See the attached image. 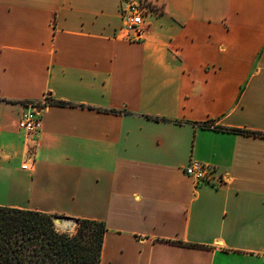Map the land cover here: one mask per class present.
I'll use <instances>...</instances> for the list:
<instances>
[{
	"label": "crops",
	"instance_id": "1",
	"mask_svg": "<svg viewBox=\"0 0 264 264\" xmlns=\"http://www.w3.org/2000/svg\"><path fill=\"white\" fill-rule=\"evenodd\" d=\"M124 1L0 0V205L103 221L100 264H264V134L221 128L264 133V0H144L137 39Z\"/></svg>",
	"mask_w": 264,
	"mask_h": 264
},
{
	"label": "trees",
	"instance_id": "2",
	"mask_svg": "<svg viewBox=\"0 0 264 264\" xmlns=\"http://www.w3.org/2000/svg\"><path fill=\"white\" fill-rule=\"evenodd\" d=\"M48 102L74 105L60 99H48ZM55 216L40 210L0 205V264H100L106 224L77 218L78 226L74 233L62 232L56 227Z\"/></svg>",
	"mask_w": 264,
	"mask_h": 264
},
{
	"label": "built area",
	"instance_id": "3",
	"mask_svg": "<svg viewBox=\"0 0 264 264\" xmlns=\"http://www.w3.org/2000/svg\"><path fill=\"white\" fill-rule=\"evenodd\" d=\"M147 12L148 7L144 0H125L121 6L122 36L131 39L130 34H133L134 39L139 38L144 29V16ZM42 108V103L27 104L22 110L18 121V127L23 132L25 141L28 144L30 158H34L36 138L43 128ZM31 164L26 160L21 167L29 169ZM185 172L194 179L196 184L208 181L222 183L227 179L223 175L215 177L211 167L199 160H191L185 167Z\"/></svg>",
	"mask_w": 264,
	"mask_h": 264
},
{
	"label": "rangeland",
	"instance_id": "4",
	"mask_svg": "<svg viewBox=\"0 0 264 264\" xmlns=\"http://www.w3.org/2000/svg\"><path fill=\"white\" fill-rule=\"evenodd\" d=\"M57 216H60V215H56L54 217V220H55L56 227H57L58 230H60L62 232H69V233H74L76 231L78 224H77V221L75 219H70V218H68L66 216H61L63 218H67V219L72 220V225L70 227H64V226L60 225V223H59L60 220H56L58 218Z\"/></svg>",
	"mask_w": 264,
	"mask_h": 264
},
{
	"label": "bare ground",
	"instance_id": "5",
	"mask_svg": "<svg viewBox=\"0 0 264 264\" xmlns=\"http://www.w3.org/2000/svg\"><path fill=\"white\" fill-rule=\"evenodd\" d=\"M60 225L64 226V227H70L72 225V220L67 219V218H63L60 220Z\"/></svg>",
	"mask_w": 264,
	"mask_h": 264
},
{
	"label": "water",
	"instance_id": "6",
	"mask_svg": "<svg viewBox=\"0 0 264 264\" xmlns=\"http://www.w3.org/2000/svg\"><path fill=\"white\" fill-rule=\"evenodd\" d=\"M58 218L56 220H61L63 217L61 216H57Z\"/></svg>",
	"mask_w": 264,
	"mask_h": 264
}]
</instances>
